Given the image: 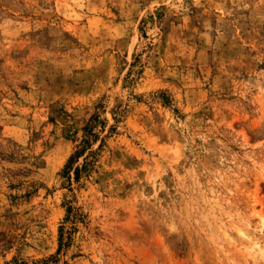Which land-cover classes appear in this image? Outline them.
<instances>
[{
	"label": "rangeland",
	"instance_id": "1",
	"mask_svg": "<svg viewBox=\"0 0 264 264\" xmlns=\"http://www.w3.org/2000/svg\"><path fill=\"white\" fill-rule=\"evenodd\" d=\"M0 264H264V0H0Z\"/></svg>",
	"mask_w": 264,
	"mask_h": 264
},
{
	"label": "trees",
	"instance_id": "2",
	"mask_svg": "<svg viewBox=\"0 0 264 264\" xmlns=\"http://www.w3.org/2000/svg\"><path fill=\"white\" fill-rule=\"evenodd\" d=\"M112 113L116 122L113 123L108 129L107 119L101 118L99 112L94 113L87 121L86 125L84 126L85 133L82 140L76 146L75 150L70 154L59 174L64 178V184L67 183L69 186H71L73 183H77L80 186L81 179L84 176L87 177L90 175L97 160L96 156L98 155V151H100L105 145L107 137L111 133H114L117 129V123L119 120L118 114H120L119 109L116 107L113 109ZM97 142H99L98 147L93 148L94 144ZM81 158H83V160L80 162ZM81 215L82 213L80 212V208L78 206L73 205L72 202L66 203V221L72 219L78 221L81 218ZM63 229L64 227L61 225L58 252L64 245Z\"/></svg>",
	"mask_w": 264,
	"mask_h": 264
}]
</instances>
